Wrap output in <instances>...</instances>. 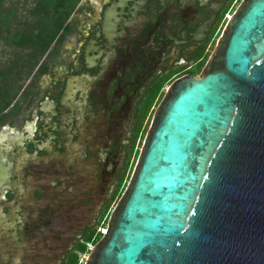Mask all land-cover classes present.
Here are the masks:
<instances>
[{"label":"flooded vegetation","instance_id":"flooded-vegetation-1","mask_svg":"<svg viewBox=\"0 0 264 264\" xmlns=\"http://www.w3.org/2000/svg\"><path fill=\"white\" fill-rule=\"evenodd\" d=\"M241 2L79 1L0 113V264H84L147 118L201 75Z\"/></svg>","mask_w":264,"mask_h":264},{"label":"water","instance_id":"water-1","mask_svg":"<svg viewBox=\"0 0 264 264\" xmlns=\"http://www.w3.org/2000/svg\"><path fill=\"white\" fill-rule=\"evenodd\" d=\"M84 264H264V0L171 84Z\"/></svg>","mask_w":264,"mask_h":264},{"label":"trees","instance_id":"trees-1","mask_svg":"<svg viewBox=\"0 0 264 264\" xmlns=\"http://www.w3.org/2000/svg\"><path fill=\"white\" fill-rule=\"evenodd\" d=\"M79 1L0 0V54L13 51L8 62L0 63V113L13 103L44 56L56 48V40L63 39ZM102 236L99 231L97 242Z\"/></svg>","mask_w":264,"mask_h":264},{"label":"rangeland","instance_id":"rangeland-1","mask_svg":"<svg viewBox=\"0 0 264 264\" xmlns=\"http://www.w3.org/2000/svg\"><path fill=\"white\" fill-rule=\"evenodd\" d=\"M223 26H224V24H223ZM222 26V27H223ZM223 34V33H222ZM12 52L13 51H7L6 53H4V54H0V63H2V64H5L6 62H8L11 58H12ZM0 67H3V66H0ZM152 120H153V116L151 115L150 117H148L147 118V129H146V132H143L142 134H140L139 135V137H138V139H137V141L135 142V144H134V148H133V150H132V152H131V158H130V170H129V174H128V176L126 177V179H125V181H124V184H123V186H122V188H121V190H120V194H119V196L117 197V199H116V201H115V203H114V209H115V207H116V205L118 204V202H119V200H120V198H121V196L123 195V193H124V191L126 190V188H127V186H128V183L130 182V179H131V177H132V174H133V171H134V169H135V167H136V165H137V162H138V158H139V155H140V151H141V149H142V146H143V144H144V141H145V138H146V135H147V132H148V130H149V128H150V125H151V123H152ZM113 209V210H114ZM111 212V211H110ZM109 217V216H108ZM107 217V220H108V222H109V219L110 218H108ZM107 220H106V222H107ZM108 226V225H107ZM100 232H104V230L101 228L100 229ZM88 250V249H87ZM89 251V250H88ZM87 251V252H88ZM87 254H85V256H86ZM84 256V258H83V261H86L85 260V257Z\"/></svg>","mask_w":264,"mask_h":264},{"label":"built area","instance_id":"built-area-1","mask_svg":"<svg viewBox=\"0 0 264 264\" xmlns=\"http://www.w3.org/2000/svg\"><path fill=\"white\" fill-rule=\"evenodd\" d=\"M106 230H104V232H105Z\"/></svg>","mask_w":264,"mask_h":264}]
</instances>
